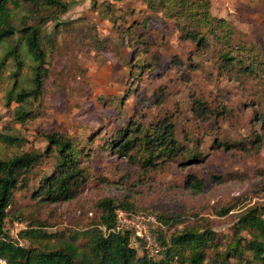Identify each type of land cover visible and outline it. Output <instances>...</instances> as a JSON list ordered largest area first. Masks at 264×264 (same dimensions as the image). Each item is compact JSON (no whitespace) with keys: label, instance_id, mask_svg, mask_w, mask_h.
Here are the masks:
<instances>
[{"label":"rangeland","instance_id":"obj_1","mask_svg":"<svg viewBox=\"0 0 264 264\" xmlns=\"http://www.w3.org/2000/svg\"><path fill=\"white\" fill-rule=\"evenodd\" d=\"M65 1L69 11L45 26L52 36L60 26L61 48L49 67L42 99L32 102L37 116L25 124L14 121L5 105L7 84L0 85V134L24 140L22 147L3 144L0 150L7 157L45 151V133L81 139L88 148V140L96 136L91 161L83 160L91 177L77 199L43 204L35 197L38 183L31 175L29 186L15 194L14 215L7 223L10 234L18 240L28 223L39 221L47 225L46 232H64L68 239L72 231L98 224L99 202L111 199L127 201L137 211L133 213L153 217L155 229L163 227L160 217H174L178 222L169 234L210 227L225 243L233 239L238 216L253 206L264 207V144L260 150L252 144L256 133L264 136V82L223 71L214 55L184 40L175 21L149 9L146 0ZM109 2L108 16L117 28L126 32L135 26L136 35H146L148 43H139L137 52L126 48L114 22L101 16L100 8L106 9ZM210 2L213 16L232 23L248 42L264 44V0ZM129 38L127 32L125 40ZM3 52L1 48L0 57ZM133 55V61L155 67L145 66L141 80L131 84L127 62H133ZM197 100L209 108L205 123L196 118ZM165 118L175 125L181 145L196 150L202 140L201 161L143 170L128 156L102 149L105 140L131 121L156 123ZM45 170L53 171L51 165ZM192 175L204 182L200 193L190 189ZM225 209L231 212L223 216Z\"/></svg>","mask_w":264,"mask_h":264},{"label":"trees","instance_id":"obj_2","mask_svg":"<svg viewBox=\"0 0 264 264\" xmlns=\"http://www.w3.org/2000/svg\"><path fill=\"white\" fill-rule=\"evenodd\" d=\"M146 1L149 9L161 11L166 18L175 21L184 40L194 43L200 52L214 55L223 71L264 82V44L259 46L248 42L232 23L213 16L210 0ZM109 3L105 5L106 9L100 8L101 16L114 22L124 46L137 52L139 43H148L146 35H136L135 26L126 32L117 28L116 21L108 16L112 11ZM93 6L97 8L98 4L95 2ZM69 9L70 4L65 0H0V49L4 51L0 57V85L6 87L7 84L5 105L17 123L25 124L37 116L31 107L32 102L42 99L50 78L49 67L56 61L61 48L60 26H56V35L53 36L45 32V26ZM60 25L69 26L68 23ZM143 27L147 29L146 25ZM127 32L128 41L125 40ZM134 56H131V61ZM9 64H12L10 68ZM127 66L131 84L141 80L146 67H155L153 63L147 66L139 59L131 64L128 61ZM194 105L196 118L205 123L209 108L200 100ZM2 118L0 115V120ZM262 123L264 127V118ZM256 134L252 144L260 150L264 136ZM43 137L47 142L45 151L33 150L7 157L0 150V258L7 264H264V207L258 205L238 216L235 237L227 243L224 236L210 227L186 228L169 234L177 220L172 216L160 217L163 227L152 231L154 239L162 247L159 259H152L145 253L140 239L139 247L133 246L136 240L133 232L115 231L116 210L135 212L127 201H100L102 214L99 223L72 231L68 239H65L64 232H46L44 228L47 225L37 221L28 223L16 240L7 229V223L13 214L15 194L29 186L31 175L38 183L35 197H41L43 204L77 199L91 177V169L83 164V160L91 161L89 152L96 136L88 140V148L85 141L60 133H45ZM23 143L19 136L7 132L0 134V146L22 147ZM201 143L199 139L196 150L181 145L176 138L175 125L165 118L156 123L131 121L105 140L102 149L128 156L143 170H149L158 168V165L165 167L170 162L187 165L201 161ZM47 165H51L52 172L44 171ZM216 179L221 181L217 176ZM191 180L190 189L200 193L203 180L196 175H192ZM230 212L231 209H225L221 215ZM21 240L28 244L20 245Z\"/></svg>","mask_w":264,"mask_h":264},{"label":"built area","instance_id":"obj_3","mask_svg":"<svg viewBox=\"0 0 264 264\" xmlns=\"http://www.w3.org/2000/svg\"><path fill=\"white\" fill-rule=\"evenodd\" d=\"M117 219L116 232L131 231L134 233L136 240L133 241L134 247H139L138 239L143 241V250L152 259L161 257L162 247L152 235L153 217L149 215H140L133 212L118 209L115 212ZM0 264H7L6 260L0 258Z\"/></svg>","mask_w":264,"mask_h":264}]
</instances>
